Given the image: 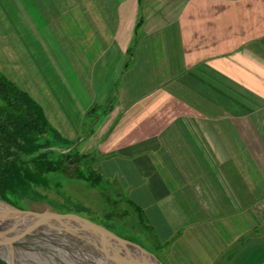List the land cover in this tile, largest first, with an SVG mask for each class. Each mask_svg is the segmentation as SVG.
I'll return each mask as SVG.
<instances>
[{
	"label": "crops",
	"instance_id": "0c3cea01",
	"mask_svg": "<svg viewBox=\"0 0 264 264\" xmlns=\"http://www.w3.org/2000/svg\"><path fill=\"white\" fill-rule=\"evenodd\" d=\"M0 20L8 78L97 145L170 264H264V0H0Z\"/></svg>",
	"mask_w": 264,
	"mask_h": 264
},
{
	"label": "rangeland",
	"instance_id": "374dc122",
	"mask_svg": "<svg viewBox=\"0 0 264 264\" xmlns=\"http://www.w3.org/2000/svg\"><path fill=\"white\" fill-rule=\"evenodd\" d=\"M10 23L13 25L11 21ZM7 28L8 24L0 20V72L5 76L7 75L2 68L9 61V55L7 51L4 50L6 49L4 39L7 38L5 36L8 34ZM19 34L20 32L17 33L18 37ZM6 41L9 44V39ZM11 42L17 44L18 40L13 39ZM85 120L87 123L91 121L89 118ZM52 124L54 125V123ZM75 138L76 137H72L68 140L74 142ZM81 138L82 137H79V145H77L80 151L87 148L88 138L94 139L93 136H90L86 138V140L81 141ZM96 147L97 145L94 143L88 147L90 153L88 156L94 159V162H90L87 168L92 169L94 173L100 177V183L92 186L82 179L60 176L56 184L54 180L47 187L32 184L28 191H13L12 195H9L12 203H14L13 206L25 210L54 212L76 217L147 249L154 254L162 264H170L168 260L164 258V253L167 252L166 249L162 251V255L155 248L157 241L153 237L151 228L142 226L138 220L137 214L126 204L125 199H133L134 193L124 191V189L121 188L119 184L120 176H114L111 179L105 176V171L103 169L104 164L96 158ZM53 149L56 151L63 150L59 148ZM87 168L81 165L82 170L86 171ZM109 181L118 184L113 185L112 183L110 184ZM0 205L8 206L1 200ZM56 232L61 233L59 230H56ZM61 235L64 239L77 241L74 235H70L69 237L67 235ZM33 239L38 240V245L25 250L30 256L27 258V261L25 260L26 262L24 261L25 263L22 262V264H96L94 261L95 259L93 260L85 253L77 251V249H74L75 247L72 249L68 244L63 245L58 243L57 241L60 239L59 235L33 237ZM68 243L72 242L68 241ZM83 243L86 247H89L87 243ZM73 245L75 246V244ZM91 251L97 256L101 264H110L111 262L117 264L110 253H106L97 247H92ZM18 257L21 256L18 255Z\"/></svg>",
	"mask_w": 264,
	"mask_h": 264
},
{
	"label": "trees",
	"instance_id": "16d2710c",
	"mask_svg": "<svg viewBox=\"0 0 264 264\" xmlns=\"http://www.w3.org/2000/svg\"><path fill=\"white\" fill-rule=\"evenodd\" d=\"M72 144L48 122L41 105L0 72V198L14 205L9 197L13 191H28L32 184L47 187L60 176L82 179L92 186L100 183V177L87 168L94 159L75 147L53 149ZM126 202L148 228L140 208ZM0 264L6 263L0 259Z\"/></svg>",
	"mask_w": 264,
	"mask_h": 264
},
{
	"label": "water",
	"instance_id": "95a60500",
	"mask_svg": "<svg viewBox=\"0 0 264 264\" xmlns=\"http://www.w3.org/2000/svg\"><path fill=\"white\" fill-rule=\"evenodd\" d=\"M71 147L62 151H67ZM0 200L12 207L11 215L0 214V246H4L11 257L8 259L0 255V259L6 264H15L14 249L33 248L38 245V240L33 237L51 235L46 232L54 229L68 231L69 235L66 234L68 237L74 235L89 246L110 253L117 264H162L147 249L89 222L60 213L25 210Z\"/></svg>",
	"mask_w": 264,
	"mask_h": 264
},
{
	"label": "bare ground",
	"instance_id": "6f19581e",
	"mask_svg": "<svg viewBox=\"0 0 264 264\" xmlns=\"http://www.w3.org/2000/svg\"><path fill=\"white\" fill-rule=\"evenodd\" d=\"M0 214H10L11 215L12 214V207L0 205ZM60 232L61 233H58V232H56V229H54V230H50L46 233H50L52 236L59 235L60 239L57 241L58 243L63 244V245L68 244L72 249H73V247H75L74 249H77V251L85 253L86 255H88L93 260L95 259L94 261L96 264H101L99 259L97 258V256L91 251L92 246L86 247L83 243L84 241H82L81 238H76L77 241H73L71 239H64L61 234L69 235V232L68 231H64V232L60 231ZM68 241H71L72 243H68ZM73 244H75V246ZM13 253L15 256L13 259L15 264H22V262L25 263L27 261V258H29V256H30V254H28L27 251H25L23 249H21V250L20 249H14ZM0 255L4 258H8V259L10 258L11 259L10 254L7 252V249L4 246H0ZM18 255L21 257H18ZM20 261H21V263H20ZM110 264H116V263L111 262Z\"/></svg>",
	"mask_w": 264,
	"mask_h": 264
}]
</instances>
